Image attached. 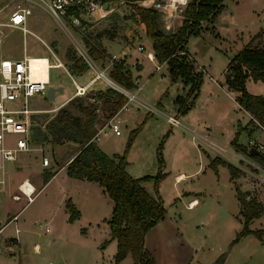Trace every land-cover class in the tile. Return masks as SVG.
Returning a JSON list of instances; mask_svg holds the SVG:
<instances>
[{
	"label": "rangeland",
	"instance_id": "obj_1",
	"mask_svg": "<svg viewBox=\"0 0 264 264\" xmlns=\"http://www.w3.org/2000/svg\"><path fill=\"white\" fill-rule=\"evenodd\" d=\"M44 1L0 0V57H18L24 53L46 55L52 62L58 56L64 66V69L49 68L50 82L63 87L61 91L55 90L53 99L41 95L28 98L29 107L46 109L32 114L31 127H42L57 111L49 108L74 91L68 75L72 60L66 53L92 63L87 40L103 49L104 59L100 56L101 61L96 59L102 66L111 54L125 53L128 59L136 55L142 62L141 70L138 71L139 64L135 61L130 65L132 77L138 75L136 85L140 88L127 90L135 91L136 98L128 100L115 115L119 119L120 134L115 135L106 126L105 132L99 133L97 144L110 156L114 153L123 156L125 170L132 177L162 174L156 190L162 199L164 214L145 232L143 240L154 264H210L221 254H224L222 264H264V241L252 244L246 238L229 245L242 227L237 217L239 203L235 186L246 200L261 203L262 214L250 225L264 228V164L255 161L248 152L254 146L264 153V128L251 120L237 104V92L224 83L227 63L240 48L248 42L264 46V0H222L220 11L201 22L198 34L188 36L184 48L194 69L200 71L201 82L184 114H176L177 98L185 96L189 84H184L181 77L171 81L166 63L143 58L147 51H153L150 37L135 12L134 5H139V0H101L111 10L104 15L98 10L99 18L80 26L66 19L56 21L47 13ZM22 6L29 7L33 13L26 17V32L5 24L9 11ZM182 8L176 10L170 22L166 12L158 9V27L164 33L174 32L184 20ZM155 64L159 67L155 68ZM93 66L82 77L74 75L77 82L88 79ZM101 82L92 85L86 95L97 87L105 89L106 85H115ZM246 89L262 94L264 83L248 79ZM86 95L81 97L91 101ZM96 113L95 133L108 121L103 109L97 107ZM168 116L176 117L179 123L172 124ZM18 134L17 127L8 129L6 143ZM233 140L245 148L236 150ZM62 147L52 148L47 141L33 143L34 149L18 153L13 163L15 168L11 165L10 181L16 184L28 179L37 191L29 202L15 184L11 191L19 199H12L11 191L0 192V226H3L0 264H133L129 254L117 263L114 261L115 239L102 245L109 239L106 219L111 214V200L105 193H95L99 208L94 217L79 213L76 219L67 221L68 212L59 207L63 191L59 178L63 171L59 172L58 179L43 186V176L60 169L67 159L64 151L68 148L62 151ZM40 154L49 159L45 168L40 166ZM213 157L229 162L234 171L230 173L218 164L215 173L208 165ZM179 173L182 177L177 179L175 175ZM142 185L155 194L152 178L143 180ZM31 186L25 183V192ZM192 197L198 199V204L187 207ZM13 214H16L14 218Z\"/></svg>",
	"mask_w": 264,
	"mask_h": 264
},
{
	"label": "trees",
	"instance_id": "obj_2",
	"mask_svg": "<svg viewBox=\"0 0 264 264\" xmlns=\"http://www.w3.org/2000/svg\"><path fill=\"white\" fill-rule=\"evenodd\" d=\"M221 2L222 0H187L182 8L184 20L174 32L167 34L158 27L157 8L141 3L134 5L135 12L144 25V31L150 37L153 58L159 63H166L171 81L181 77L184 84H189L185 96L177 98L176 114H184L189 108L201 82V73L194 69L184 48L187 38L189 35L198 34L201 22L214 17L220 11ZM71 10L78 14L74 8ZM85 43L91 58L105 54L99 44L87 40ZM66 54L72 60L69 67L71 73L80 74L88 69L83 57ZM108 75L126 89L135 87L121 59L113 62ZM247 78L264 83V46L248 42L229 59L224 73L227 88L237 92L235 97L237 104L249 114L251 120L264 128V93L248 92L245 86ZM86 97L91 98V101L81 96L73 97L59 107L42 127L40 125L31 127L32 143L47 141L52 148L65 142L76 143L77 151L66 164V174L96 182L112 200L111 214L106 219L109 239H105L102 245L108 240H116V251L113 256L116 263L129 254L133 264H154V259L144 247L143 240L145 232L164 214L163 202L156 190L162 174L158 172L154 176L132 177L125 170L126 161L123 156L116 153L111 156L106 154L92 139L96 131L94 128L96 108L103 109L104 118L108 119L125 104L127 97L112 87L97 89ZM232 143L236 150L245 148L236 144L235 140ZM251 156L255 161L264 164V153L259 152ZM218 164L225 166L230 173L234 171V166L221 157L209 159L208 165L215 173ZM51 175V172L46 173L43 176V183ZM150 178L153 180L155 194L149 193L142 185L143 180ZM234 189L239 203L238 217L242 227L229 245L246 234H251L263 242L264 228L249 227L254 218L261 216L263 210L261 203L246 200V196L236 186ZM64 207L68 212V221L79 216L78 209L69 200L65 201Z\"/></svg>",
	"mask_w": 264,
	"mask_h": 264
},
{
	"label": "built area",
	"instance_id": "obj_3",
	"mask_svg": "<svg viewBox=\"0 0 264 264\" xmlns=\"http://www.w3.org/2000/svg\"><path fill=\"white\" fill-rule=\"evenodd\" d=\"M139 2L144 6L164 10L167 14V21L170 22L176 10L180 6H184L187 0H183L182 2L176 1L173 5L169 3V0H139ZM44 4L47 12L56 21L61 22L66 19L74 26L87 25L91 20L99 18L97 16L98 10H102L103 15L111 10L108 5L104 9L102 7L104 2L101 0H47L44 1ZM71 8L77 10L78 14L74 13ZM29 14V7L22 6L13 8L9 11L5 24L19 28L22 32H26L25 21ZM139 48L141 49L142 47L140 46ZM146 56L149 59L153 58L150 52H146ZM39 59L45 60L46 78H36L34 69L31 67L30 61ZM53 59L50 62L47 56H30L25 53L18 57H0V190L3 189L6 183L11 163L16 160L17 154L22 151L34 149L31 140V115L37 112V110L29 107L28 98L34 95H46L47 87L50 84L49 68L56 65L63 67L57 56L53 57ZM118 60L113 55L108 58L110 65H113V62ZM93 69V75L85 84L80 85L73 81L74 96L85 95L95 80L114 83L104 73L103 69ZM113 87L123 93L127 97V100H134L136 98L134 92H129L122 86L115 84ZM125 105L121 108H124ZM115 115L113 114L108 118L107 123L97 130L92 139L96 138L101 131L105 132L104 128L106 126H109L115 135L120 134L119 119H115ZM168 120L172 124L178 123L172 117H168ZM12 127H17L19 134L11 142L6 143L7 130ZM48 163V157L45 154H40V164L46 167L49 165ZM23 180L18 183L17 187L18 189L20 188L19 190L26 198V201L29 202L33 198L34 190L29 193L24 192L21 189ZM15 198H19V196L15 195Z\"/></svg>",
	"mask_w": 264,
	"mask_h": 264
},
{
	"label": "crops",
	"instance_id": "obj_4",
	"mask_svg": "<svg viewBox=\"0 0 264 264\" xmlns=\"http://www.w3.org/2000/svg\"><path fill=\"white\" fill-rule=\"evenodd\" d=\"M34 3V5H37L38 6V8L40 7L42 10H43V6L42 5H40V4H38V3H36L35 1L33 2ZM30 9V8H29ZM33 10H36L37 11V9L36 8H34L33 7ZM48 13V12H47ZM30 14H31V10H30ZM33 14V13H32ZM31 14V15H32ZM38 16V15H37ZM37 16H35L34 18H37ZM26 26V25H25ZM27 29V28H26ZM112 39H110L109 41H111ZM45 45H46V47L48 46V44L47 43H44ZM104 44V43H103ZM103 46H105V44L103 45ZM107 52V51H106ZM147 52H150L151 53V56H153V53L149 50V51H147ZM106 54H111V53H106ZM105 55V54H104ZM115 56V58H118V59H121L122 61H123V65L125 66V68L129 71V74H130V76H131V79L134 81V83H135V87H133L134 89H136V90H138L139 88H140V86H137L136 85V80H137V77H138V75H136L135 74V76L134 77H132V72H131V65L130 64H132V62L133 61H135V62H137L138 64H139V69H138V71L139 70H141V68H142V62L140 61V58L139 57H136V55H134V57L133 58H129L128 59V57H126V54L125 53H122V55H115V54H111V56ZM30 56H46V55H30ZM58 57V56H57ZM100 57H102V56H100ZM99 56H97V57H95V59L93 58V59H91L92 60V63H88L87 62V64H88V67H91V66H93L92 67V70H94L93 68H97V69H103V71H104V73L106 74L107 73V76L109 77V75H108V72H109V70L111 69V67H112V65H110L109 64V62H106L105 64H104V66H102L101 64H99V63H96V59L98 58L99 59V61H101V59L103 58H100ZM109 58V57H108ZM142 58V57H141ZM143 58H145V59H147V60H149V61H151V62H154V58H152V59H149V58H147V56H146V53H145V55L143 56ZM58 59H59V57H58ZM104 59V58H103ZM107 59V58H106ZM62 63V62H61ZM102 63V62H101ZM128 65V66H127ZM62 66H63V64H62ZM61 67V66H60ZM159 67V64H155V68H158ZM63 69H64V66L62 67ZM88 70V69H87ZM86 70V71H87ZM134 70H135V72L137 73L138 71L134 68ZM85 74V71L84 72H82V73H80V74H77V73H69L68 75L71 77V80H72V83H73V81H75L77 84H80V85H82V84H85L88 80H89V78L93 75V71H92V74L90 75V77L88 78V79H86L85 81H82V82H77V80L74 78V75L75 76H77V77H82L83 75ZM110 78V77H109ZM111 79V78H110ZM248 79H251V78H247L246 80H245V86H246V83H247V80ZM112 80V79H111ZM115 84H117V85H119L117 82H115L114 80H112ZM49 82H50V80H49ZM99 83H102L100 80H95L91 85H90V87L89 88H91L92 87V85H98ZM105 84V83H104ZM49 85H53L54 87H59V86H61V88H62V90H63V87H62V84H56V82L55 83H51L50 82V84ZM107 87H109L108 85H106ZM119 86H121V85H119ZM110 87H112V86H110ZM98 89H103V87H97ZM112 88H114V87H112ZM132 88V89H133ZM133 89V90H134ZM128 90V89H127ZM132 90V91H133ZM249 92V91H248ZM54 93H55V91L53 92V98H54ZM134 93H136L135 91H134ZM264 93V92H263ZM262 93V94H263ZM261 94V93H260ZM136 95V94H135ZM46 96V95H45ZM72 96H74V91L72 92V93H70V94H68V96L66 97V98H64V99H62L60 102H58L57 104H55L53 107H51V108H49V109H53V110H57L59 107H61V106H63ZM52 98V99H53ZM128 102V100H126V102H125V104ZM32 109H34V110H37V112H44L46 109H37V108H32ZM121 109H123V108H120L117 112H115L114 114H117ZM32 116V115H31ZM168 117H172V116H168ZM168 117H167V119H168ZM172 118H175V117H172ZM176 120H177V122L179 123V121H178V119L177 118H175ZM99 135V134H98ZM98 135H97V137L96 138H93V140H94V142L97 144V138H98ZM61 145H63V147L62 148H60V149H62V151H64V150H66V149H64L63 150V148L65 147V148H68L67 149V152L66 151H64L65 153H67V154H65L64 155V157L66 156V155H68L67 156V159L65 160V162H64V164L61 166V168L59 169V168H57L55 171H49V172H51L52 173V175H51V177L43 184V186L44 185H47V184H50V183H52V181H54V180H56V179H58V176H59V172H61V170L63 171V173H62V175H60V178H59V183L61 184V187H63V191H62V193H61V196H60V200H59V207H62L63 208V210L64 211H66V209H65V207H64V203H65V201L66 200H69L73 205H74V207L76 208V209H78V211H79V213H81V214H86V215H89V216H91V217H94L95 215H96V211L98 210V208H99V201H98V197H97V195L95 194L96 192H103V193H105L104 191H103V189H102V187L100 186V185H98L96 182H94V181H90V180H86V179H79V178H74V177H71V176H68L67 174H66V164H67V162L73 157V155L76 153V151H77V147H78V145L76 144V143H67V142H65V143H63V144H61ZM97 146H98V144H97ZM99 147V146H98ZM15 162V161H14ZM13 162V163H14ZM11 164V165H13V168H15V165L14 164ZM40 166L42 167V168H45V167H43L41 164H40ZM47 167V166H46ZM217 171H218V168H217ZM182 175V173H179V174H177V175H175V177L177 178V179H180V176ZM20 181V180H19ZM18 183V182H17ZM17 183L15 184L13 181H10V178H9V176H7V180H6V183H5V185H4V187H3V189H1L0 190V192H2L3 190H7L8 192H10L13 188H14V184H15V187L17 188ZM30 183V182H29ZM31 184V183H30ZM32 186H34V194H35V192L37 191V189H36V186L32 183ZM42 186V187H43ZM18 189V188H17ZM33 194V195H34ZM106 194V193H105ZM15 195H17V194H14L13 193V191H11V194H10V196H11V198L12 199H14V200H17V199H19L20 198V196H19V198H15ZM107 195V194H106ZM108 196V195H107ZM109 197V196H108ZM109 199H110V197H109ZM111 200V199H110ZM191 200L192 201H196V204H198L197 203V198L196 197H192V198H190L188 201H187V207H191V206H195L196 204H194V205H192L191 204ZM189 203H190V205H189ZM111 208H112V200H111ZM239 209V208H238ZM15 215L16 214H13L12 215V218H14L15 217ZM237 217H238V212H237ZM239 218V217H238ZM10 219V218H9ZM9 219L5 222V223H8L9 222ZM240 219V218H239ZM256 220V218H254L252 221H255ZM67 221H68V213H67ZM73 221V220H72ZM241 221V220H240ZM251 221V222H252ZM250 222V223H251ZM3 226H0V229L2 228ZM249 227L250 228H255V227H253V226H251L250 224H249ZM263 228V227H262ZM17 230V229H16ZM248 239V241L247 242H249V243H256L257 242V244L258 243H262V242H260L257 238H255L253 235H251V234H246V235H243V236H241L237 241H239L240 243L242 242V241H244L245 239ZM107 239V238H106ZM14 240H17L16 238L14 239ZM236 241V242H237ZM263 245H264V243H262ZM145 247V246H144Z\"/></svg>",
	"mask_w": 264,
	"mask_h": 264
},
{
	"label": "bare ground",
	"instance_id": "obj_5",
	"mask_svg": "<svg viewBox=\"0 0 264 264\" xmlns=\"http://www.w3.org/2000/svg\"><path fill=\"white\" fill-rule=\"evenodd\" d=\"M176 1L182 2L183 0H169V3H171L173 5ZM44 61L45 60H43V59H41V60L40 59L39 60H31L30 61L31 62V67L34 69L36 78H46V76H47V72H46V69H45ZM56 66H58V65H56ZM181 177L182 176H180V178ZM29 182L30 181L28 179H24L22 184H21V189L24 190L23 186H24L25 183H27L28 185H32V183L30 182L31 183L30 184ZM31 187H32V189L30 191L34 190V186H31ZM24 192H25V190H24ZM29 192H26V193H29ZM195 203H196V201H192L191 200V204L192 205H194Z\"/></svg>",
	"mask_w": 264,
	"mask_h": 264
},
{
	"label": "water",
	"instance_id": "obj_6",
	"mask_svg": "<svg viewBox=\"0 0 264 264\" xmlns=\"http://www.w3.org/2000/svg\"><path fill=\"white\" fill-rule=\"evenodd\" d=\"M104 9L107 8V4L104 3L102 6ZM55 90L61 91L62 88L61 86L59 87H54L53 85H48L47 90H46V97H48L49 99L53 98V92ZM249 154H258L260 151L258 150V148L251 146L248 150ZM224 258V254L219 255L214 261H212L210 264H222Z\"/></svg>",
	"mask_w": 264,
	"mask_h": 264
}]
</instances>
